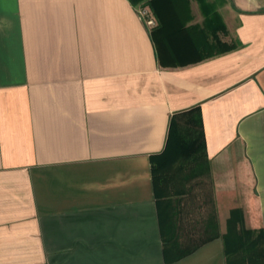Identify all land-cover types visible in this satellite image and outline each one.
<instances>
[{
	"label": "crops",
	"instance_id": "0c3cea01",
	"mask_svg": "<svg viewBox=\"0 0 264 264\" xmlns=\"http://www.w3.org/2000/svg\"><path fill=\"white\" fill-rule=\"evenodd\" d=\"M188 1L0 0V264H264V0ZM193 106L208 171L157 194Z\"/></svg>",
	"mask_w": 264,
	"mask_h": 264
},
{
	"label": "trees",
	"instance_id": "16d2710c",
	"mask_svg": "<svg viewBox=\"0 0 264 264\" xmlns=\"http://www.w3.org/2000/svg\"><path fill=\"white\" fill-rule=\"evenodd\" d=\"M129 2L137 7H147L151 11V16L156 18L158 25L168 15L166 7L171 6L170 0H129ZM188 4V0H183ZM201 5H207L206 0H199ZM167 5V6H166ZM154 29H151V35ZM219 46L218 52H213L212 49ZM234 46H224L220 43L205 42L196 47V52L203 53L199 59L209 57L226 49H231ZM159 61H161L159 59ZM169 148L171 154L167 156L169 161L161 168H155V176L153 180L157 194L171 193L174 195H183L188 189L186 184L197 177L200 173H207L208 163L205 155V141L202 131V120L200 109L198 106H193L187 109L176 111L172 114L169 122L168 133L166 137L165 149ZM164 152V151H163ZM165 245L169 240L164 238ZM170 244H173L170 242ZM174 243L173 245H176ZM188 251H183L177 254L176 258L186 254Z\"/></svg>",
	"mask_w": 264,
	"mask_h": 264
},
{
	"label": "built area",
	"instance_id": "2783aa9c",
	"mask_svg": "<svg viewBox=\"0 0 264 264\" xmlns=\"http://www.w3.org/2000/svg\"><path fill=\"white\" fill-rule=\"evenodd\" d=\"M137 12L148 26L154 25V18L151 16V13L147 7L139 6L137 7Z\"/></svg>",
	"mask_w": 264,
	"mask_h": 264
},
{
	"label": "rangeland",
	"instance_id": "374dc122",
	"mask_svg": "<svg viewBox=\"0 0 264 264\" xmlns=\"http://www.w3.org/2000/svg\"><path fill=\"white\" fill-rule=\"evenodd\" d=\"M219 1V0H218ZM137 7H139V6H137ZM247 251V250H246Z\"/></svg>",
	"mask_w": 264,
	"mask_h": 264
}]
</instances>
